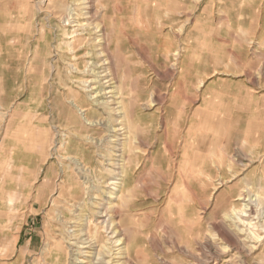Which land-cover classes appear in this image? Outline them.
I'll use <instances>...</instances> for the list:
<instances>
[{
	"label": "rangeland",
	"instance_id": "1",
	"mask_svg": "<svg viewBox=\"0 0 264 264\" xmlns=\"http://www.w3.org/2000/svg\"><path fill=\"white\" fill-rule=\"evenodd\" d=\"M92 1L93 25L68 26L77 0H0V264H117L126 244L122 264H264L230 218L246 188L264 201V0ZM118 126L126 202L109 199Z\"/></svg>",
	"mask_w": 264,
	"mask_h": 264
},
{
	"label": "bare ground",
	"instance_id": "2",
	"mask_svg": "<svg viewBox=\"0 0 264 264\" xmlns=\"http://www.w3.org/2000/svg\"><path fill=\"white\" fill-rule=\"evenodd\" d=\"M92 3H93L92 0H77V3L72 5V7L71 6L70 7H66V13L61 14V16H62L61 19H63L64 21L68 22V26L72 25L73 23H78V25H80L82 19H85L86 21L90 22V23H88V25L89 24L93 25L92 24V21H93L92 20V17H93L92 14H94V8H93L94 5H92ZM85 26H87V25H85ZM94 30H96L97 33H102L100 37L103 36V30L102 29H98L97 30L95 28ZM97 40H98V38L96 39V41ZM97 80H99V79H97ZM100 81L103 82L104 80H100ZM112 81H113L112 79L107 80V82H108L107 85L110 88L109 90H112V91L105 92V95L112 94L113 96L110 97V98H112L113 101H111V102L115 103V99H116L115 95H117V94L115 92V87H114V84H113L114 82H112ZM90 89H92V88H90ZM104 91H106V90H103V92ZM97 93H95V94H97V96H98L99 92H97ZM95 97L96 96L90 95V98H92V99L95 98ZM108 103H110V102H108V101L107 102H103V104H108ZM98 104H102V103H98ZM71 105L77 110V112L81 115V118L84 120V122L87 125H90V126H97V124L102 125L101 122H99V121H91V120H89L87 118V115H86V110H84L82 107H79V105H77L75 101L72 100ZM119 109L120 110L118 111V116H119V118L122 119V118H124L125 113L123 111V108L119 107ZM106 123H108V122H106ZM118 128H119V131H120L119 136L121 137V139H117L118 138L117 131H116V129H113V131L115 132L114 138H116L115 141L113 142V143H115L114 144L115 145L114 149H116L115 150L116 155L114 156L115 159H114V162H113V168H114V172L113 173H114V179L118 180L120 182H117L115 184L116 190L114 192L110 193V197L111 198L109 196L108 197L111 200H115V201H119L120 202V201L123 200V198L125 200L124 194H125V189H126V172L127 171H126V168H125L126 157L124 155V143H122L123 140H124V137H122V136H124L125 133L123 132L124 131L123 126H118ZM231 130H229V132H231ZM111 132H112V130H111ZM121 132H123V133H121ZM229 137H230V135H229ZM228 150H226V151H228ZM240 155H241L240 156V161H238V163H240L241 165H248L250 167V165L252 166L254 164L253 155L248 156V154H242V153H240ZM73 162L75 163L77 168L82 171L83 164L80 161L76 160V159H73ZM215 163L217 165L216 168H218L221 171H223V169L226 168V166H227V163H225L223 160H219V161H217ZM203 172H204L205 175H206V173H209L212 176H214L212 169H209V170L205 169ZM187 180H189V179H187ZM207 180H208V177H207ZM190 182H191V180H190ZM109 185L110 184H108L107 187H111L112 186V185L111 186H109ZM188 188H189V185H188ZM250 190H251V187H249V189L246 188L241 194H238L236 196V199L234 200V202H239V201L243 202L242 208L237 209V208L234 207L232 209V216H230V218L232 220H234V221L239 222V224L246 225L249 228V232L251 233V235L257 240L258 243H261L262 240H264V201L262 200V197H260L258 195L256 196L255 194L253 195L250 192ZM92 199H94V198H92ZM124 202H126V200ZM107 205H109V206L101 208V211L97 212V215H96L97 220H99L98 223H100V224L102 223L101 225H103L105 222L109 221L108 216L111 217V219L116 217L117 207L115 205L111 206L110 202L107 203ZM118 225L119 224H118V221H117L115 223V229H114V234L116 235L117 240L113 243V240H112L113 236H112V238H110V240L112 241L111 245H114V246H116V244H118V243H121L122 245H124V243H125V238L122 236L121 229H120V227H118ZM227 226H228V224H227ZM254 228H258L257 232H255ZM229 229L230 228H228V231H229ZM68 231H70L69 228H68ZM230 232H232V231H230ZM220 234H224V232H220ZM223 238H224V236H223ZM80 240H81L80 241L81 244L87 245V249L90 250L91 254H94L93 252L96 251L98 248L100 249V246L98 245L99 242L97 241L96 238H94L90 234V232L88 230L86 231V233L84 235H82V237H80ZM109 248H110V249H108L109 250L108 251L109 255H110V257L112 259H116V263L117 264H122V260H125V259L129 260L128 254H127V244L124 247H122V246L118 247V249H113L111 247H109ZM213 255H214V253H213ZM93 260H94V258H93ZM78 261H79V259H78ZM91 262H92V264H96L93 261H91ZM75 263H85L86 264V262H84V261L83 262L82 261L81 262H75ZM201 263L202 264H211V261H207V259H205ZM72 264H74V263H72ZM103 264H106V263H103Z\"/></svg>",
	"mask_w": 264,
	"mask_h": 264
},
{
	"label": "crops",
	"instance_id": "3",
	"mask_svg": "<svg viewBox=\"0 0 264 264\" xmlns=\"http://www.w3.org/2000/svg\"><path fill=\"white\" fill-rule=\"evenodd\" d=\"M206 169L209 170V169H211V167L206 168ZM208 174H209V173H208ZM206 175H207V173H206ZM206 175H205V177H206V178L208 177V179H209L210 177L213 178V176H212L211 174H209V175H207V176H206ZM211 178H210V179H211Z\"/></svg>",
	"mask_w": 264,
	"mask_h": 264
}]
</instances>
